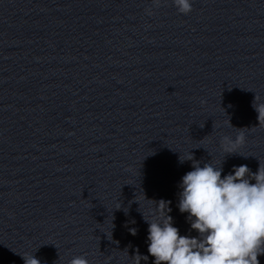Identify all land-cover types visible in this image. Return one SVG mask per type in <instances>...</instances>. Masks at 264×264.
I'll list each match as a JSON object with an SVG mask.
<instances>
[{"label":"clouds","instance_id":"9594fccd","mask_svg":"<svg viewBox=\"0 0 264 264\" xmlns=\"http://www.w3.org/2000/svg\"><path fill=\"white\" fill-rule=\"evenodd\" d=\"M154 3L159 6V0ZM173 4L180 14L192 11L191 0H173ZM258 99L255 95L252 107L258 124L264 125V102ZM244 142L243 131L235 139L222 138L228 154L237 153L236 148ZM186 160L192 161V170L182 177L177 206L181 213H187L198 236L181 235L168 213L153 219L143 215L148 224V255L143 257H153V264H260L258 257L264 255V165L259 163L256 172L246 164L233 166L230 173L222 175V167L209 162L201 166L192 153ZM136 231L130 229L132 235ZM135 256L139 264L142 255ZM22 258L24 264H41L34 255ZM69 264L89 261L78 255Z\"/></svg>","mask_w":264,"mask_h":264}]
</instances>
